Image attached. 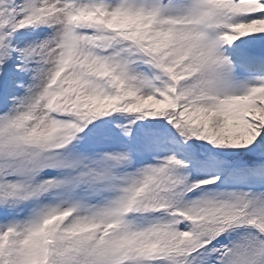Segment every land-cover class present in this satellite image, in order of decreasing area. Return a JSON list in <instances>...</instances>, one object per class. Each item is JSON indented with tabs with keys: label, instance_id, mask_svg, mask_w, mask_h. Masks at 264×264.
Returning <instances> with one entry per match:
<instances>
[{
	"label": "snow or ice",
	"instance_id": "snow-or-ice-1",
	"mask_svg": "<svg viewBox=\"0 0 264 264\" xmlns=\"http://www.w3.org/2000/svg\"><path fill=\"white\" fill-rule=\"evenodd\" d=\"M0 264H264V0H0Z\"/></svg>",
	"mask_w": 264,
	"mask_h": 264
}]
</instances>
